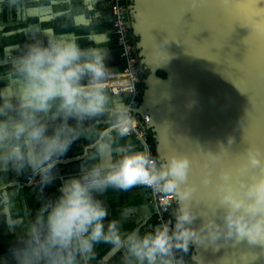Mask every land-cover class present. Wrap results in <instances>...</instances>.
<instances>
[{"label": "clouds", "instance_id": "obj_1", "mask_svg": "<svg viewBox=\"0 0 264 264\" xmlns=\"http://www.w3.org/2000/svg\"><path fill=\"white\" fill-rule=\"evenodd\" d=\"M107 57L105 49L82 47L74 39L37 36L0 73V169L30 170L43 191L74 141L85 137L91 149L80 175L64 182L54 199L42 200L27 223L11 215V197L0 195L9 208V227L22 229L9 249L15 264H88L101 241L123 247L126 264H186L191 245L217 247L220 240L246 243L264 255V151L245 148L235 166L219 167L214 184L210 163H220L228 150L220 144L218 152L207 153L200 184H212L214 196L211 214L198 213L188 155L158 162L130 145L117 150L111 134L105 137L97 128L103 118L117 136L130 132L131 116L104 86L110 75ZM136 186L173 196L176 207L171 220L122 236L118 221L105 224L108 210L93 193ZM198 218L202 223L193 227Z\"/></svg>", "mask_w": 264, "mask_h": 264}, {"label": "water", "instance_id": "obj_2", "mask_svg": "<svg viewBox=\"0 0 264 264\" xmlns=\"http://www.w3.org/2000/svg\"><path fill=\"white\" fill-rule=\"evenodd\" d=\"M128 2L137 57L147 71L137 109L149 116L158 162L172 154L193 160L195 210L211 214L213 185L200 184L207 153L220 144L228 150L220 163H210L214 184L219 167L235 166L245 148L264 151V0ZM201 223L198 218L193 227ZM217 244L191 245V260L264 264L260 250L246 243Z\"/></svg>", "mask_w": 264, "mask_h": 264}, {"label": "crops", "instance_id": "obj_3", "mask_svg": "<svg viewBox=\"0 0 264 264\" xmlns=\"http://www.w3.org/2000/svg\"><path fill=\"white\" fill-rule=\"evenodd\" d=\"M110 20L108 0H0V73L8 70L12 57L19 54L26 42L38 36L41 39H74L82 47L105 49L108 53L105 63L110 73L109 80L122 72L124 67L115 37L109 31ZM106 22H110V25L107 26ZM3 87L4 83L0 81V88ZM112 99L115 105L121 107L127 102L122 101L120 95H114ZM69 123L74 121L70 120ZM111 131L106 127L101 134L105 137L111 134L114 149L130 145L134 151L145 155L152 152L136 136L114 137ZM90 150V144H85L80 154L61 157L53 169V182L43 191L38 181L29 182L30 177L39 180V176H33L30 170L17 172L10 167L0 169V195L11 197L14 204L11 215L27 223L41 206L42 200L54 199L64 182L80 175L87 163L85 153ZM93 195L108 210L105 224L113 219L118 221L122 236L137 229L143 234L158 226L147 186H136L126 191L108 188ZM8 213L9 208L0 203V264H15L9 249L17 243V233L22 231L9 227L5 218ZM88 264H126V251L123 247L101 241L94 246V255Z\"/></svg>", "mask_w": 264, "mask_h": 264}, {"label": "built area", "instance_id": "obj_4", "mask_svg": "<svg viewBox=\"0 0 264 264\" xmlns=\"http://www.w3.org/2000/svg\"><path fill=\"white\" fill-rule=\"evenodd\" d=\"M128 3V0H108L111 16V27L109 31L115 37L120 57L124 62V69L111 79L106 80L104 86L111 94H126L127 102L122 108L126 109L127 114L131 116L130 132L127 135L136 136L149 147L148 137L152 135L147 125L149 116L137 109L143 87V67L137 57L135 42L132 39L130 31ZM146 155L151 159H156L152 152H148ZM30 178L29 182L39 181L36 178ZM147 188L157 225L171 220V213L174 207L173 196L149 187ZM185 261L187 264L188 256H185Z\"/></svg>", "mask_w": 264, "mask_h": 264}, {"label": "trees", "instance_id": "obj_5", "mask_svg": "<svg viewBox=\"0 0 264 264\" xmlns=\"http://www.w3.org/2000/svg\"><path fill=\"white\" fill-rule=\"evenodd\" d=\"M105 24H107V22H106ZM109 25H110V22H108L107 26H109ZM101 30H102V29H101ZM132 39H133L134 42L136 41V37L132 36ZM9 67H10V66H9ZM142 67H143V65H142ZM121 69H122V67H121ZM123 69H124V67H123ZM123 69H122V70H123ZM142 69H143L142 77L144 78V77L146 76V74H147V71H146L144 68H142ZM157 73L160 74V75H163V76L165 75V73H164L163 71H157ZM142 88H143V87H142ZM108 93H109L111 96H114V95L111 94L110 92H108ZM120 98H121L122 101H126V100H127V96H126V94H122V95H120ZM139 99H141V95H140ZM106 127H107V121L104 120L103 118H101V120H100V121L98 122V124H97V128H99V129H105ZM111 133L113 134L114 137H119V136L116 135V133H115L113 130L111 131ZM120 137H121V136H120ZM122 137L125 138V136H122ZM85 144H90V141H89L87 138H85V137H81L80 139L74 141V142L71 144V146H70V148L68 149V151L63 155V157H67V158H68V157H72V156H76V155L80 154V153H81V148H82V146L85 145ZM148 144H149V147H150V149H151L153 155L155 156L156 160L158 161L157 156H156V154H155V150H154L155 142H154V139H153L152 135H150V136L148 137ZM29 172H30V171H29ZM26 176H28V175H26ZM26 176H25V177H26ZM174 209H175V207H173V209H172V213H173ZM172 213H171V219H172ZM155 222H156V221H155ZM190 250H191V249H190ZM189 255H190V251H189V253L187 254V256H188V263H187V264H195V263L191 260V258H190Z\"/></svg>", "mask_w": 264, "mask_h": 264}]
</instances>
